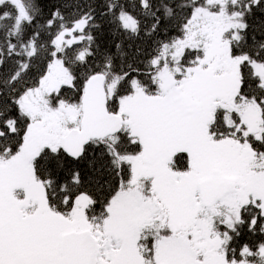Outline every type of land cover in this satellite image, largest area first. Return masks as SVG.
Returning <instances> with one entry per match:
<instances>
[{"label":"snow or ice","instance_id":"1","mask_svg":"<svg viewBox=\"0 0 264 264\" xmlns=\"http://www.w3.org/2000/svg\"><path fill=\"white\" fill-rule=\"evenodd\" d=\"M0 264H264V0H0Z\"/></svg>","mask_w":264,"mask_h":264}]
</instances>
